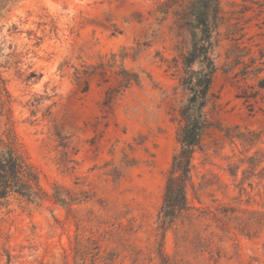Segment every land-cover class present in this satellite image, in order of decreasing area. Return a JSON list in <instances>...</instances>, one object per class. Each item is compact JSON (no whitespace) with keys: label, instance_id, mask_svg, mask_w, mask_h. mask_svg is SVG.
<instances>
[{"label":"rangeland","instance_id":"1","mask_svg":"<svg viewBox=\"0 0 264 264\" xmlns=\"http://www.w3.org/2000/svg\"><path fill=\"white\" fill-rule=\"evenodd\" d=\"M167 1L0 0V148L13 143L47 193L0 199V264H264V90L253 78L214 74L220 127L194 153L189 208L159 229L188 46ZM219 2L220 65L239 23L245 60L264 76V0Z\"/></svg>","mask_w":264,"mask_h":264},{"label":"trees","instance_id":"2","mask_svg":"<svg viewBox=\"0 0 264 264\" xmlns=\"http://www.w3.org/2000/svg\"><path fill=\"white\" fill-rule=\"evenodd\" d=\"M175 7L179 30L188 36V46L182 54L184 74L181 79L183 98L179 106L181 125L178 131L179 150L174 154L168 172L163 203L158 215L159 229L163 234L189 208L188 189L193 182V157L201 140L212 126L220 127L209 117V108L214 104L211 85L214 74L221 70L237 81L253 78L264 90L263 68L256 60L246 62L248 54L238 43L237 35L244 29L239 23L233 24L227 38L234 43L227 51L226 60L220 65L219 47L222 42L221 28L225 23L219 0H169ZM160 6L168 12L169 3ZM247 100L255 94L245 91L239 94ZM66 192L55 188L54 197L61 205L67 206L74 200ZM22 197L41 203L47 196L42 187L40 174L34 165L13 143L0 148V199ZM229 208H225L227 214Z\"/></svg>","mask_w":264,"mask_h":264}]
</instances>
